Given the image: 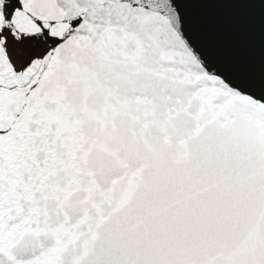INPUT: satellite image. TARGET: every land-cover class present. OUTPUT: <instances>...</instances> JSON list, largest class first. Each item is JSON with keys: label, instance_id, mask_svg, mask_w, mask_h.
I'll return each mask as SVG.
<instances>
[{"label": "snow or ice", "instance_id": "1", "mask_svg": "<svg viewBox=\"0 0 264 264\" xmlns=\"http://www.w3.org/2000/svg\"><path fill=\"white\" fill-rule=\"evenodd\" d=\"M225 67L180 0H0V264H264V82Z\"/></svg>", "mask_w": 264, "mask_h": 264}, {"label": "water", "instance_id": "2", "mask_svg": "<svg viewBox=\"0 0 264 264\" xmlns=\"http://www.w3.org/2000/svg\"><path fill=\"white\" fill-rule=\"evenodd\" d=\"M180 4L185 34L193 46L226 66L219 75L227 79L231 74L226 75L227 68H232L264 82V0H180Z\"/></svg>", "mask_w": 264, "mask_h": 264}]
</instances>
